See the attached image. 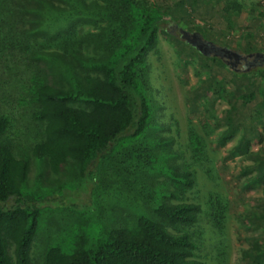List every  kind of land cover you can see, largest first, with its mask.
Masks as SVG:
<instances>
[{"label": "trees", "instance_id": "trees-1", "mask_svg": "<svg viewBox=\"0 0 264 264\" xmlns=\"http://www.w3.org/2000/svg\"><path fill=\"white\" fill-rule=\"evenodd\" d=\"M244 8L242 0H0V264H210L201 251L205 212L190 196L198 168L213 176L206 139L188 128L190 156L177 160L157 121L148 56L160 33L181 57L197 55L205 75L187 91V121L206 111L224 125L215 147L238 132L223 159L250 160L241 188L260 187L264 146L252 144L263 139L264 68L236 70L166 28L192 23L205 37L223 22L231 29ZM242 35L245 54L264 53L253 32ZM217 97L228 102L219 116ZM85 179L94 198L110 192L109 205L121 202L82 207L106 214L95 233L91 219L49 206L59 183ZM207 201V221L222 231L226 204L217 193ZM242 219L254 232L244 264H263L264 195ZM224 253H216L222 264Z\"/></svg>", "mask_w": 264, "mask_h": 264}, {"label": "rangeland", "instance_id": "rangeland-1", "mask_svg": "<svg viewBox=\"0 0 264 264\" xmlns=\"http://www.w3.org/2000/svg\"><path fill=\"white\" fill-rule=\"evenodd\" d=\"M245 4L239 19L236 24L231 28H225L224 22L220 26H214L206 36L205 40H209L213 44L221 47H227L234 52L245 55L242 47H238L239 42L243 46L248 37L243 36L242 33L246 31L255 34V45L264 52V40L261 38L264 34V0H242ZM196 22H199L196 20ZM166 25V24H165ZM192 23H180L166 25V28L172 32L175 37H180L178 28H183L190 33H196V29H192ZM219 28L221 30H219ZM254 52V51H253ZM256 53V52H255ZM263 54V53H262ZM227 65L235 68L236 70L245 69L246 62L244 60L235 62L234 58L223 57ZM250 68H264V61L259 60L257 64V57H251ZM148 61L150 65L151 85L153 87V96L156 101V116L157 121L164 126L161 132L168 137H171V146L175 152L179 153L177 160L181 162L182 159H188L190 156V148L187 138L188 128H194L201 133L206 139V150L208 162L213 172V176L209 177L207 172L197 169L198 185L190 194L193 200L202 203L203 213L199 222L202 230V253L209 255L210 264H222V259L217 258L216 253L218 250L225 251V264H244L242 258V250L248 248L253 240L254 232L250 230L248 223L242 219V215L252 207H254L256 199L261 198L263 194L264 184L260 187L242 190L241 180L243 176L238 173L245 165L251 161L244 156L238 155L229 159H223V155L227 149L235 143L239 133H234L233 137L227 141L222 147H215L214 138L217 133L224 127L220 125L215 126V118L210 116L206 111H200L191 117L190 122L188 119V94L187 91L200 83L205 75V71L201 69V62L197 55L181 57L179 51L175 48L173 39L168 34L160 33L157 49L149 53ZM255 63V64H254ZM221 76L229 79L230 73L222 69ZM228 81V80H227ZM231 88L227 82L226 89ZM210 96V91L207 96ZM203 100V96L200 97ZM228 106L225 99L217 97L214 101L213 111L219 116L223 109ZM259 132L263 135L262 142H254L252 148L256 149L260 145L264 146V118L257 123ZM35 162L37 160L35 159ZM35 168L33 167L30 172V177L34 176ZM59 178L55 176L54 182ZM87 182V183H86ZM57 183V182H56ZM59 183L57 189L53 192L56 198L49 204L50 210L53 208H67L80 215L83 219L90 220V227L92 233L102 229L108 224L106 214L102 217L97 214L98 211L88 214L83 211L82 207L92 209L94 205H98L101 209L114 210V207L121 205L119 201L116 205L112 201L109 205L107 195L102 198L92 196L91 189L89 188V180L81 182L78 185L69 183ZM86 184V185H85ZM58 186V184L56 185ZM214 191V192H211ZM217 193L220 199L226 204L225 221L222 231L214 229L207 221L206 212L208 211V196L209 194ZM115 195V192H113ZM53 197V196H52ZM51 197V198H52ZM112 199V198H111ZM77 204L76 208H74ZM79 205V206H78ZM97 206V207H98ZM71 211V212H72ZM114 216V214H111ZM110 217V216H109ZM63 222V219H62ZM43 225V224H42ZM75 228V227H74ZM72 230V229H70ZM67 238H69L67 236ZM34 253L36 251L34 250ZM264 264V262H263Z\"/></svg>", "mask_w": 264, "mask_h": 264}, {"label": "water", "instance_id": "water-1", "mask_svg": "<svg viewBox=\"0 0 264 264\" xmlns=\"http://www.w3.org/2000/svg\"><path fill=\"white\" fill-rule=\"evenodd\" d=\"M178 30L180 31L182 38H184L187 42L195 46L198 50L206 54L212 52L213 54L221 58H223L224 56L228 58L234 57L235 60H238L239 58L245 59L247 57L246 55H242L240 53L234 52L233 50L227 47L217 46L213 44L212 42L205 40L204 38L201 37L200 33L198 32L190 33L187 30L180 28V27L178 28ZM251 54L252 53H249L248 55H251ZM258 54H261V53H257V55ZM260 60L264 61V59H260Z\"/></svg>", "mask_w": 264, "mask_h": 264}, {"label": "flooded vegetation", "instance_id": "flooded-vegetation-1", "mask_svg": "<svg viewBox=\"0 0 264 264\" xmlns=\"http://www.w3.org/2000/svg\"><path fill=\"white\" fill-rule=\"evenodd\" d=\"M203 38V37H202ZM209 41V40H208ZM247 57L245 58V59H242V58H240L241 60L240 61H242V60H244L245 62H246V64H250V62H251V60H248L249 58H250V56L253 58H255V57H257V62L256 63H259V60L260 59H264V53L262 54H258L257 55V53H252L251 55H248V54H245ZM234 58V57H233ZM234 61L235 62H237L238 60H235V58H234ZM240 61H238V62H240ZM255 64V63H254ZM260 64V63H259Z\"/></svg>", "mask_w": 264, "mask_h": 264}]
</instances>
